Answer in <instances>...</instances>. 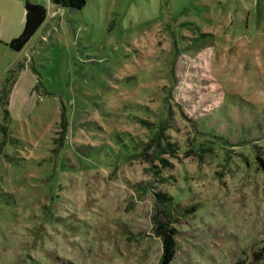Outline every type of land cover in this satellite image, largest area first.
<instances>
[{"label":"rangeland","instance_id":"374dc122","mask_svg":"<svg viewBox=\"0 0 264 264\" xmlns=\"http://www.w3.org/2000/svg\"><path fill=\"white\" fill-rule=\"evenodd\" d=\"M23 2L0 0V264H159L158 194L171 264H264V0L52 4L14 51Z\"/></svg>","mask_w":264,"mask_h":264},{"label":"trees","instance_id":"16d2710c","mask_svg":"<svg viewBox=\"0 0 264 264\" xmlns=\"http://www.w3.org/2000/svg\"><path fill=\"white\" fill-rule=\"evenodd\" d=\"M53 4L67 9H80L83 8L86 0H52ZM46 8L39 3L30 2L28 0H24V23L22 25L21 32L17 37L11 39L10 42H7L6 45L14 51H20L28 40L34 35L37 29L44 23L46 17ZM8 82L7 79L3 81V84L0 89V101L4 104H7V90L5 89V85ZM5 113L7 111L5 110ZM62 127L65 125L64 115H61ZM165 127L163 121L155 125L153 129L152 142H155V147L157 150V155L159 156V151L163 150L165 153H173L175 151V144L166 141L164 138L163 128ZM64 128V127H63ZM204 143H200L198 145L197 150L206 151L203 148ZM207 150H211L207 148ZM207 152V151H206ZM255 163L258 169H261L264 173V152L260 148L255 149ZM145 191V190H144ZM158 204L156 205L158 208L161 207L160 212L165 217L167 223L165 225H161L160 227L164 228L161 233L162 238V252L159 257V264H171L172 260L176 255V246H175V235L177 234L176 228L172 225L173 222H177V215L180 212V205L178 203L173 202V198L168 196L167 194H158ZM155 206V207H156ZM192 209V207H191ZM193 210V209H192ZM258 256L254 258V261H258L261 259V255L258 252ZM235 264H244L242 261L235 262ZM254 264V263H251Z\"/></svg>","mask_w":264,"mask_h":264},{"label":"crops","instance_id":"0c3cea01","mask_svg":"<svg viewBox=\"0 0 264 264\" xmlns=\"http://www.w3.org/2000/svg\"><path fill=\"white\" fill-rule=\"evenodd\" d=\"M41 1V0H40ZM44 2H39V1H36V2H39L40 5L46 7V9H48V7L52 6L53 2L52 0H43ZM44 3V4H43ZM53 6H56L53 4ZM58 7V6H56ZM23 8H24V2H23ZM59 8V7H58ZM23 17H24V13H23ZM23 23H24V19H23ZM23 25V24H22ZM5 40H8V37H4ZM6 42V41H5Z\"/></svg>","mask_w":264,"mask_h":264}]
</instances>
